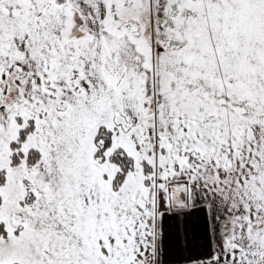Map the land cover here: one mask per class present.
<instances>
[{"label": "snow or ice", "instance_id": "1", "mask_svg": "<svg viewBox=\"0 0 264 264\" xmlns=\"http://www.w3.org/2000/svg\"><path fill=\"white\" fill-rule=\"evenodd\" d=\"M0 264H264V0H0Z\"/></svg>", "mask_w": 264, "mask_h": 264}]
</instances>
